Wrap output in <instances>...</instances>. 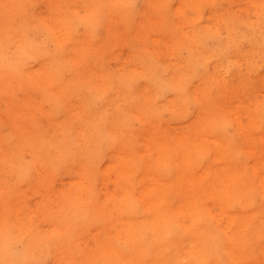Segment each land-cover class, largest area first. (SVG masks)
Segmentation results:
<instances>
[{"label":"clouds","instance_id":"clouds-1","mask_svg":"<svg viewBox=\"0 0 264 264\" xmlns=\"http://www.w3.org/2000/svg\"><path fill=\"white\" fill-rule=\"evenodd\" d=\"M0 264H264V0H0Z\"/></svg>","mask_w":264,"mask_h":264}]
</instances>
